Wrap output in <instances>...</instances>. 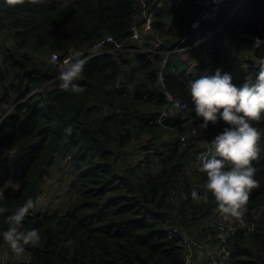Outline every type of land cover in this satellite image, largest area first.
<instances>
[{
    "label": "trees",
    "instance_id": "trees-1",
    "mask_svg": "<svg viewBox=\"0 0 264 264\" xmlns=\"http://www.w3.org/2000/svg\"><path fill=\"white\" fill-rule=\"evenodd\" d=\"M197 14L191 2L156 13L155 36L166 43L162 50L177 47ZM141 15L138 0H0V107L17 104L0 128V232L6 217L27 199L45 200V177L55 167L63 166L75 197L63 214L26 217L25 227L39 230L41 241L26 246L27 261L20 264H183L179 233L194 238L197 230L201 241L215 232L206 225L217 212L215 199L208 193L203 203L191 195L204 194L206 174L192 171L199 144L189 140L179 150L175 141L160 143L170 132L151 126L145 113L165 107L157 80L164 55L154 62L145 54L100 56L86 62L77 81L82 92H66L56 80L26 98L55 73L45 57L56 53L63 59L71 49L86 50L107 35L126 39ZM217 28L203 24L187 42L201 41ZM255 37L264 40V0L246 2L212 43L191 51L198 64L192 76L180 56L171 55L166 89L189 104V81L217 68L230 72L238 86L254 79L258 58H264V46L253 50ZM240 56L248 65L243 77L236 64ZM197 120L202 122L193 112L188 124L173 116L165 126L187 131ZM224 126L220 122L206 131L216 135ZM253 126L262 133L260 156L253 161L258 185L246 207L256 211V230L237 237L230 264H264V118ZM150 149L156 154L145 156ZM135 153L138 157L124 162ZM175 184L186 186L187 201L173 197ZM4 243L0 237V248Z\"/></svg>",
    "mask_w": 264,
    "mask_h": 264
},
{
    "label": "clouds",
    "instance_id": "clouds-1",
    "mask_svg": "<svg viewBox=\"0 0 264 264\" xmlns=\"http://www.w3.org/2000/svg\"><path fill=\"white\" fill-rule=\"evenodd\" d=\"M262 46L264 40L255 37L253 50ZM52 59L55 60L54 54ZM258 61L255 78H246L242 85H236L232 74L222 68L192 79L187 85L195 116L202 121L199 127L207 130L210 125L220 122L225 125L212 138L207 151L198 157L197 170L206 174L204 194L201 196L193 191L191 195L195 201L207 203L208 193H211L216 201V211L225 220L244 215L250 192L258 185L253 161H258L260 156L262 133L253 126V121L264 118V58H258ZM64 64L67 67L59 73V87L72 94L82 92L83 86L77 81L86 60L65 59ZM175 107L182 105L177 101ZM2 196L3 188L0 187ZM37 204L38 200L27 199L6 217L7 227L0 232V237L17 257L25 253L26 246L36 247L41 241L39 230L27 229L24 225ZM0 212H3L2 208Z\"/></svg>",
    "mask_w": 264,
    "mask_h": 264
},
{
    "label": "built area",
    "instance_id": "built-area-1",
    "mask_svg": "<svg viewBox=\"0 0 264 264\" xmlns=\"http://www.w3.org/2000/svg\"><path fill=\"white\" fill-rule=\"evenodd\" d=\"M249 0H138L142 7V15L135 21L130 29L129 37L121 39L119 37L107 35L98 40L92 47L82 49H71L66 57L61 59L58 54L55 55V60L52 59V55L45 57L46 63L49 64L55 71V76L50 79L46 84L42 85L39 90L58 80V76L61 70H64L67 65L64 64L65 59L72 61L76 59H85L86 62L105 55H112L116 57L118 54H126L130 57L137 55H148L149 61L154 62L157 56L164 55V59L161 63L158 72V85L162 88L164 94L165 107L158 111L156 114L154 111H146L145 113L149 116V124L151 126H163L165 122L171 119L173 116H179L181 122H186L191 118L194 112V106L191 103H182L177 100L167 89H166V77L165 69L171 55H179L181 60L188 66V76H192L194 70L198 64L191 58V51L194 48L201 47L210 44L213 35L205 38L201 41L189 44L187 40L190 34L201 28L203 24L210 23L219 25L217 31L221 30L226 24H228L240 6ZM188 2H191L197 7V17L190 23V33L184 37V39L174 49L162 50V47L166 43L157 36H155L154 30V17L156 13L163 7L170 8H181ZM169 23V22H167ZM216 31V32H217ZM150 35H154L151 37ZM248 74V67L246 66L245 75ZM244 75V73H242ZM241 75V76H242ZM117 88H125V85L120 83L116 84ZM130 88V87H129ZM32 94L26 96L30 98ZM179 101L182 105L181 108L175 107L176 102ZM14 109V105L7 104L0 107V128L4 120L11 115ZM155 114V116H154ZM194 121V120H193ZM196 126L189 130L178 131L175 128L165 126L166 130L170 132V135L162 136L160 143L169 144L171 141H176L179 150H183L187 147L188 141L193 140L198 143L200 149L195 153L192 161V171L194 174H205L197 170L198 157L202 152L207 151L208 145L211 142V138L215 134L210 133L199 127L201 123L199 120L195 121ZM184 124L183 126H185ZM156 154V149H150L145 156H152ZM160 160H155V172L157 176L162 175V169L159 166ZM46 178V177H45ZM193 187H198L196 184ZM173 197L176 201H187L188 196L184 192V186L181 184H175L173 186ZM38 204L34 213L30 216L34 217L37 215H45L49 209L45 205H41V199L37 198ZM54 210V209H52ZM256 211H247L240 218H230L228 220L223 219L218 212L208 220L207 228L214 230L215 232L207 238L209 243L214 246V249L210 248L208 243H203L194 238L187 237L183 233H179V237L182 243L185 245V253L183 264H196V258L199 256V251L202 252V258L208 264H230L233 254V247L237 237L243 235L247 236L254 233L256 230V223L252 220L255 218L254 214ZM50 214H55L54 212ZM177 228L173 229V233H178ZM0 264L4 263V252L0 248Z\"/></svg>",
    "mask_w": 264,
    "mask_h": 264
},
{
    "label": "rangeland",
    "instance_id": "rangeland-1",
    "mask_svg": "<svg viewBox=\"0 0 264 264\" xmlns=\"http://www.w3.org/2000/svg\"><path fill=\"white\" fill-rule=\"evenodd\" d=\"M188 4V3H187ZM184 7V6H183ZM167 8V7H163ZM3 38V37H2ZM242 56V55H241ZM236 58V64H238V67L241 68V71L238 72V76H241L242 73L245 74L246 66L247 64L244 62L243 57ZM46 62V59L44 60ZM18 149H15L13 152H9V155L14 154ZM138 152V151H137ZM139 153H135L133 155H129L127 159L124 161H129L131 158L138 157ZM45 181H47V186L45 188V193L47 194L45 196V200L41 201V205H45L47 209H49L50 213L54 212L57 214H63L66 208L74 201L75 197L74 194L68 190V181L66 179L65 171L63 169V166L55 167L50 177H46ZM42 198V197H41ZM54 209V210H52ZM192 236L197 237L198 239V231L193 230ZM183 233L186 234L183 230ZM191 236V237H192ZM199 241V240H198ZM208 239L204 238L201 240L203 243H208L209 247L214 249V246L207 242ZM1 249L5 250L6 254L4 253V263L6 264H20L27 261V257L23 254L20 257H17L12 250L10 249L7 242L4 243V245L1 247ZM202 252L199 251V256L196 258V264H205V260L202 258ZM208 264V263H207Z\"/></svg>",
    "mask_w": 264,
    "mask_h": 264
},
{
    "label": "bare ground",
    "instance_id": "bare-ground-1",
    "mask_svg": "<svg viewBox=\"0 0 264 264\" xmlns=\"http://www.w3.org/2000/svg\"><path fill=\"white\" fill-rule=\"evenodd\" d=\"M209 24H210V23H209ZM213 25H215V24H213ZM217 26L219 27V25H217ZM217 29H218V28H217ZM217 29H216V31H217ZM216 31L214 32L215 34L219 32V31H217V32H216ZM204 39H205V38H204ZM202 40H203V39H202ZM48 65H49V64H48ZM50 67H51V66H50ZM244 75H245V74H244ZM54 76H55V73H54V75L52 76V78H53ZM239 77H240V76H239ZM242 77H243V76H242ZM242 77H241V78H242ZM52 78H51V79H52ZM47 82H48V81H47ZM47 82H46V83H47ZM54 82H55V81H54ZM46 83H44V84H46ZM44 84H43V85H44ZM51 84H52V83H51ZM40 87H41V86H40ZM40 87H38L36 90H34V91H33L32 93H30V94H34L35 92H40V91H42L43 89H42V90H39ZM10 104L14 105V109H13V111H12V113H13L17 104H14V103H10ZM5 105H7V104H5ZM3 106H4V105H3ZM154 112H155V114L157 113L156 111H154ZM12 113H11V114H12ZM155 114H154V116H155ZM5 120H6V119H5ZM5 120H4V122H5ZM4 122H3V123H4ZM2 125H3V124H2ZM163 127H165V125H163ZM175 142H176V141H175ZM176 143H177V142H176ZM183 186H184V192L186 193V186H185V185H183ZM186 194H187V193H186ZM187 196H188V195H187ZM38 198H40V197H38ZM262 209L264 210V207H263ZM254 215H255V214H254ZM206 224H207V223H206ZM254 232H255V231H254Z\"/></svg>",
    "mask_w": 264,
    "mask_h": 264
},
{
    "label": "crops",
    "instance_id": "crops-1",
    "mask_svg": "<svg viewBox=\"0 0 264 264\" xmlns=\"http://www.w3.org/2000/svg\"><path fill=\"white\" fill-rule=\"evenodd\" d=\"M249 1H250V0H249ZM246 2H248V1H246ZM246 2L243 3V4L240 6V8H241L242 6H244V5L246 4ZM181 8H182V7H181ZM240 8H239V9H240ZM239 9H238V10H239ZM238 10H237V11H238ZM234 15H235V14H234ZM232 19H233V18H232ZM231 21H232V20H231ZM231 21H230V22H231ZM230 22H229V23H230ZM229 23H228V24H229ZM226 25H227V24H226ZM219 31H220V30H219ZM213 34H214V32H213L211 35H213ZM211 35H209V36H211ZM209 36H207V37H205V38H208ZM214 36H215V34H214L213 37H212V41H213ZM212 41H211L210 43H212ZM245 55H246V53H245ZM238 71L240 72V71H241V68L238 67Z\"/></svg>",
    "mask_w": 264,
    "mask_h": 264
},
{
    "label": "water",
    "instance_id": "water-1",
    "mask_svg": "<svg viewBox=\"0 0 264 264\" xmlns=\"http://www.w3.org/2000/svg\"><path fill=\"white\" fill-rule=\"evenodd\" d=\"M105 113L107 114V113H108V111H105Z\"/></svg>",
    "mask_w": 264,
    "mask_h": 264
}]
</instances>
